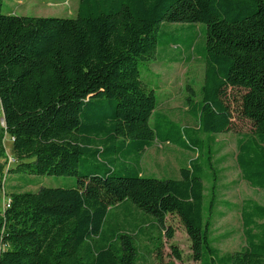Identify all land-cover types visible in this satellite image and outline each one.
Instances as JSON below:
<instances>
[{"label": "trees", "instance_id": "1", "mask_svg": "<svg viewBox=\"0 0 264 264\" xmlns=\"http://www.w3.org/2000/svg\"><path fill=\"white\" fill-rule=\"evenodd\" d=\"M1 8L2 0L0 141L10 138L12 162L0 148V172L7 165V173L26 178L8 195L0 188L9 203L0 214V264H140L141 226L113 214L132 217L131 210L157 229L177 217L197 264H264V206L253 200L239 208L242 250L221 256L211 239L215 211L228 205L216 198L214 157L215 136L231 125L232 90L242 92L240 115L252 127L237 141L236 165L242 181L264 194V0H79L74 19ZM168 24L205 27L193 32L205 36L200 98L185 99L195 128L157 112L140 80L138 65L155 59L156 35ZM195 41L165 46L191 53ZM154 144L194 156L178 179L142 175L140 159ZM36 176L77 182L38 189Z\"/></svg>", "mask_w": 264, "mask_h": 264}, {"label": "rangeland", "instance_id": "2", "mask_svg": "<svg viewBox=\"0 0 264 264\" xmlns=\"http://www.w3.org/2000/svg\"><path fill=\"white\" fill-rule=\"evenodd\" d=\"M79 0H2V14H10L19 17L31 18H60L74 19L77 15ZM202 29L204 26L199 25ZM185 29L179 24L163 25L156 35L158 48L155 59L138 65L140 80L144 83L146 91H152L158 102L157 112L164 114L171 121L182 128H195V123L188 114L185 99L191 98L198 101L200 88L203 83L204 67L200 60V49L204 48L205 36L200 32L194 35V29ZM195 36V51H187L188 39ZM174 40L186 41L183 45L186 52L178 54L173 48H166V44ZM189 59V60H188ZM230 105L232 108V120L229 131L215 136L216 154L214 160L218 162L220 171L219 183L216 190V198L219 202L228 204L219 205L215 211L211 229L213 246L221 256L242 250L245 247L242 235L239 215L240 205L244 200H253L264 206V194L260 190L250 188L242 181L239 169L236 165L237 141L245 135H250L252 127L249 121L240 115V96L242 92L232 90L230 93ZM3 116L0 112V128H3ZM2 153L9 160L11 141L8 136H3L0 141ZM0 149V150H1ZM194 156L169 146L154 144L146 150L140 159V171L144 177L156 179H178L179 169L187 164ZM5 159L0 156V166ZM7 165L0 172V188L8 195L13 191L12 187H22L26 177L19 174L6 172ZM40 188H71L76 186L74 177H49L36 176L31 178ZM30 189V190H29ZM34 192V188H28ZM2 196L0 191V208ZM118 213V214H117ZM130 215L123 212H113L116 221L122 223L123 216L129 221L141 226L136 234L140 264H158L173 261L174 264H197L191 259L190 242L183 226L175 216H168L164 222V228H156L149 222L153 219L149 216L130 211ZM143 219L144 225L140 221ZM147 222V223H145ZM171 230L172 238L168 239L166 231ZM159 241V250L154 249ZM171 247H174L180 256L176 260ZM160 257H158V254ZM160 258V259H159Z\"/></svg>", "mask_w": 264, "mask_h": 264}, {"label": "built area", "instance_id": "3", "mask_svg": "<svg viewBox=\"0 0 264 264\" xmlns=\"http://www.w3.org/2000/svg\"><path fill=\"white\" fill-rule=\"evenodd\" d=\"M0 112H1V110H0ZM3 124H4V123H3ZM8 162L11 163L12 160L9 158ZM7 208H9V203H8V201H5V200L2 198L1 208H0V214H2V213L5 211V209H7Z\"/></svg>", "mask_w": 264, "mask_h": 264}]
</instances>
